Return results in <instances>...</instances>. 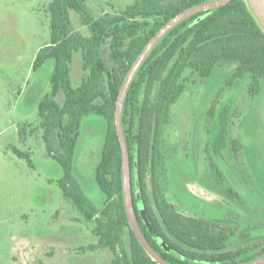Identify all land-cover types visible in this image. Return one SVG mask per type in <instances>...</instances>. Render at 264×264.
<instances>
[{"label":"trees","instance_id":"16d2710c","mask_svg":"<svg viewBox=\"0 0 264 264\" xmlns=\"http://www.w3.org/2000/svg\"><path fill=\"white\" fill-rule=\"evenodd\" d=\"M206 1L135 0L119 11L98 16L89 15L85 0H51L48 4L49 41L31 66L36 70L52 60L51 91L37 106L42 137L48 154L62 167L58 184L63 195L84 217L94 219L93 231L98 244L110 250V264H158L136 238L123 203L121 148L114 120L119 89L152 35L183 9ZM71 10L79 14L84 33L73 30ZM76 51L85 75L73 86L70 63ZM227 62L236 63L232 79L248 77L250 90L258 89L264 79V32L244 0L199 11L171 28L146 56L123 102L121 121L129 152L134 214L149 245L170 264H239L264 255V238L237 244L234 237L243 228L241 223L186 214L168 200L161 183L163 128L189 86V77L206 80ZM90 113L102 116L106 123L93 175L103 195L101 207L87 198L72 176L81 120ZM13 152L30 164L28 152L15 148ZM137 191L149 225L140 216ZM221 192L239 199L231 189Z\"/></svg>","mask_w":264,"mask_h":264},{"label":"rangeland","instance_id":"374dc122","mask_svg":"<svg viewBox=\"0 0 264 264\" xmlns=\"http://www.w3.org/2000/svg\"><path fill=\"white\" fill-rule=\"evenodd\" d=\"M50 1L0 0V264H110L111 252L98 244L94 219L63 195L62 167L42 137L37 106L51 91L52 60L36 70L31 66L49 41ZM134 1L85 3L89 15L98 16ZM70 20L73 30L86 31L76 11H70ZM235 66L224 63L206 80L189 77L163 128L161 183L180 211L241 223L234 239L242 244L264 238V79L250 90L248 77L232 79ZM84 75L76 51L72 85ZM105 127L98 114L82 118L72 163L73 178L97 207L103 195L93 175ZM13 148L28 152L30 164ZM228 189L239 199L221 192Z\"/></svg>","mask_w":264,"mask_h":264},{"label":"water","instance_id":"95a60500","mask_svg":"<svg viewBox=\"0 0 264 264\" xmlns=\"http://www.w3.org/2000/svg\"><path fill=\"white\" fill-rule=\"evenodd\" d=\"M230 0H209L200 4L193 5L191 7L185 8L175 16L170 18L166 21L153 35L152 37L146 42L142 50L139 52L133 63L131 64L130 68L128 69L124 80L121 84L119 89L118 97L115 103L114 109V120H115V127L117 131V135L119 138L120 148H121V175H122V195H123V203L128 219V223L134 232L136 238L138 239L139 243L142 245L144 250L147 254L158 264H170L165 261L162 257H160L154 249L149 245L147 240L145 239L144 235L142 234L137 220L134 214L133 209V194H132V184H131V177H130V162H129V152L122 128V121H121V112L123 102L127 93V90L130 86V83L138 71L139 67L145 60L146 56L152 50V48L160 41V39L175 25L179 22L184 20L185 18L199 12L202 10H206L213 7H218L228 3ZM247 8L254 16L256 22L260 26V28L264 32V0H244ZM135 196L141 200L139 192H135ZM141 203V201H139ZM138 204L139 212L141 218L145 221L147 225L148 216L146 214L145 208L142 204ZM239 264H264V255L254 258L250 261H246L244 263Z\"/></svg>","mask_w":264,"mask_h":264},{"label":"flooded vegetation","instance_id":"af4514ba","mask_svg":"<svg viewBox=\"0 0 264 264\" xmlns=\"http://www.w3.org/2000/svg\"><path fill=\"white\" fill-rule=\"evenodd\" d=\"M139 201H141V203L139 202ZM142 204V198H141V200H137V204ZM224 219H225V217H224Z\"/></svg>","mask_w":264,"mask_h":264}]
</instances>
